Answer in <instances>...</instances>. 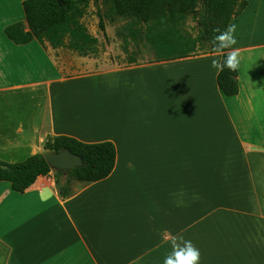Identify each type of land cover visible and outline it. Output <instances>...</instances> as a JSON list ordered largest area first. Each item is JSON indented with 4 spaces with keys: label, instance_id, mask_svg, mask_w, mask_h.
Instances as JSON below:
<instances>
[{
    "label": "crops",
    "instance_id": "0c3cea01",
    "mask_svg": "<svg viewBox=\"0 0 264 264\" xmlns=\"http://www.w3.org/2000/svg\"><path fill=\"white\" fill-rule=\"evenodd\" d=\"M24 1L0 21V92L22 103L0 97V159L20 162L65 135L112 142L116 162L106 178L72 180L68 196L55 169L24 191L0 180V264H164L181 235L199 264H264V0L230 23L233 96L214 52L65 73L49 54L59 48L6 35L16 22L29 30Z\"/></svg>",
    "mask_w": 264,
    "mask_h": 264
},
{
    "label": "trees",
    "instance_id": "16d2710c",
    "mask_svg": "<svg viewBox=\"0 0 264 264\" xmlns=\"http://www.w3.org/2000/svg\"><path fill=\"white\" fill-rule=\"evenodd\" d=\"M88 0H25L23 10L29 30H24L22 22L5 28L6 35L17 44H25L33 39L52 48H67L87 55L89 48L99 39L93 36L82 21V5ZM112 1L119 14L135 13L137 20L128 31L133 40L142 39L154 53L153 60H171L203 52H214L212 38L214 30H224L248 5L247 0H107ZM192 15L196 21V36L182 31L184 20ZM99 28L107 37L104 15L99 13ZM238 69H225L218 75V84L225 95L239 92ZM46 148L61 151L68 148L81 156L82 167L68 173L66 184L72 180L97 181L111 174L116 162V148L110 141L86 143L70 136H58L46 144ZM0 167V180H9L19 191L31 186L41 174L47 175L51 167L42 153L26 159L7 163ZM61 176V171H57ZM56 176L63 196L71 194V189Z\"/></svg>",
    "mask_w": 264,
    "mask_h": 264
},
{
    "label": "rangeland",
    "instance_id": "374dc122",
    "mask_svg": "<svg viewBox=\"0 0 264 264\" xmlns=\"http://www.w3.org/2000/svg\"><path fill=\"white\" fill-rule=\"evenodd\" d=\"M13 0H0V21L12 17L9 4ZM83 9L82 21L88 28L89 32L99 39V42L90 47L87 55H82L71 51L67 48H59L57 51H51L49 54L57 61L58 64L66 65L65 73L76 74L82 72H97L104 65L124 66L133 62H146L153 60L154 53L150 46L142 39L133 40L129 37L128 31L137 20L135 13L119 14L114 3L107 0H88L81 6ZM99 13L104 15L106 22L107 37L99 28ZM23 23V22H22ZM24 30H27L25 23ZM182 31L186 35L196 36L197 26L192 15L188 16L182 25ZM49 49V46L45 44ZM26 59V57H25ZM26 92V91H25ZM19 94L10 92H0V97L12 98V105L21 106V97ZM54 151V149L46 148ZM0 161H4L1 160ZM63 173V172H62ZM60 176V180L66 184L68 173ZM71 190H74V184H66Z\"/></svg>",
    "mask_w": 264,
    "mask_h": 264
},
{
    "label": "clouds",
    "instance_id": "9594fccd",
    "mask_svg": "<svg viewBox=\"0 0 264 264\" xmlns=\"http://www.w3.org/2000/svg\"><path fill=\"white\" fill-rule=\"evenodd\" d=\"M236 27L235 24H230L224 30H214L218 34L212 38L216 57L211 59V67L217 74L225 69L236 72L240 65L239 49L233 47L237 44ZM171 244L172 252L165 257L164 264H199L201 254L192 241L185 240L181 235L173 237Z\"/></svg>",
    "mask_w": 264,
    "mask_h": 264
},
{
    "label": "water",
    "instance_id": "95a60500",
    "mask_svg": "<svg viewBox=\"0 0 264 264\" xmlns=\"http://www.w3.org/2000/svg\"><path fill=\"white\" fill-rule=\"evenodd\" d=\"M48 162L51 169L69 173L75 168L85 165L83 158L75 153H72L68 148L61 151H51L49 149L41 152ZM0 167L7 168L6 165L0 164Z\"/></svg>",
    "mask_w": 264,
    "mask_h": 264
},
{
    "label": "bare ground",
    "instance_id": "6f19581e",
    "mask_svg": "<svg viewBox=\"0 0 264 264\" xmlns=\"http://www.w3.org/2000/svg\"><path fill=\"white\" fill-rule=\"evenodd\" d=\"M93 122V121H92ZM92 124V123H91Z\"/></svg>",
    "mask_w": 264,
    "mask_h": 264
}]
</instances>
